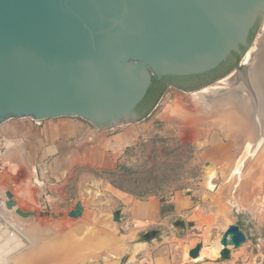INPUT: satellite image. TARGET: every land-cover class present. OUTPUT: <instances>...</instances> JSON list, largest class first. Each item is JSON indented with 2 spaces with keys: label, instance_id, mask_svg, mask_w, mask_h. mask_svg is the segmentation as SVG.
Listing matches in <instances>:
<instances>
[{
  "label": "water",
  "instance_id": "water-1",
  "mask_svg": "<svg viewBox=\"0 0 264 264\" xmlns=\"http://www.w3.org/2000/svg\"><path fill=\"white\" fill-rule=\"evenodd\" d=\"M263 19L264 0H0V124L78 117L108 130L136 122L154 106L138 113L152 77L205 74L233 53L243 58L264 35ZM246 65L238 62L221 90L235 75L245 77ZM4 195L5 209L22 218L63 216L24 211L11 190ZM82 209L77 200L66 215L77 218ZM171 228L183 229L184 220ZM163 234L145 231L121 264ZM246 239L239 225L228 224L218 240L219 260H229ZM200 247L188 257L196 258Z\"/></svg>",
  "mask_w": 264,
  "mask_h": 264
},
{
  "label": "rangeland",
  "instance_id": "rangeland-1",
  "mask_svg": "<svg viewBox=\"0 0 264 264\" xmlns=\"http://www.w3.org/2000/svg\"><path fill=\"white\" fill-rule=\"evenodd\" d=\"M263 23L264 19L259 26L262 27ZM259 34H261L260 28L257 32L258 36ZM254 40L257 41V36ZM240 62L243 63V58H240ZM226 77L218 78L206 87L197 90L184 91L177 88H167L152 109L138 121L130 123L136 126L139 136L133 145L127 146L123 150L117 164L125 165L146 176H149V170L153 171V174L158 178L157 181L160 180V182L170 186L160 195H165L178 187L176 189L186 193L200 191L206 193V195L209 193L216 194L222 199L230 194L229 189L234 182V178L226 181L231 170L234 176L239 177L238 182L234 183L237 186L232 189L231 194L235 193V196L249 204L251 203L250 207L253 208L251 212L259 217L264 213V137L262 143L259 144V140L257 141V146L254 141H251L250 146L247 147L235 132L236 128L232 129L226 121L224 122V120L211 114V105H206V103L203 105L200 100L201 94L208 93V90L205 89L221 90L222 87H228L227 83L223 81ZM261 89L259 88V94L256 97L251 93L242 91L244 96L253 101V111L251 113L254 119L253 123L258 128L264 119V98L261 96ZM176 100L180 103L178 104ZM22 119L33 123L38 122L30 118ZM126 125L123 124L108 130L116 131ZM9 141H6L8 146V143L10 145L13 143ZM4 142L0 134V174H5L4 176L0 175L4 178L0 185V209L3 208L4 213L19 218L22 223H26V220L33 218L36 221L39 220V223L41 221L40 224H47L53 235L45 241L56 244V249L49 248L50 251L48 248L41 249L44 246L43 243L39 242L38 247L34 248L36 257L30 261L33 264H91L98 261L102 249L108 246L106 243H110L113 234H119L120 230L117 229L116 224L111 225L107 220L109 218L111 222V214H114L115 210L113 212V209L108 210L109 215L105 216L104 214L106 205L101 203L104 197L103 193L99 192L101 186L93 184L95 180L87 181L83 179V176L86 174L97 179H106L109 182L115 180L116 177L108 174L109 170L75 166L66 180L65 205L67 208L60 209L56 204L43 200L40 195L38 200H35L31 206H25L23 203L19 204L17 202V206L24 211L50 210L55 213L63 212V216L55 219L39 215L22 218L12 210H6L3 206V200L6 199L4 190H13L11 183L13 174L6 166ZM183 145L185 148H181ZM18 147L19 149L13 150V153H15V157L19 155L18 158H21L19 159L23 163L21 166L29 169V178L31 177L34 183L42 186L50 183L51 180L46 178L41 171L45 166H49V162H29L22 144L18 143ZM225 156H228V158L225 159ZM26 161L29 164H26ZM83 181L84 190L81 191L79 186ZM123 185L126 186V183H123ZM86 197L89 202H86ZM77 200L81 201L82 207H84L81 216L77 218L68 217L66 211L72 209ZM252 204L256 206H252ZM84 210L93 215L102 216L103 228L98 229L95 224L91 223L92 220H88L85 225L81 226L80 220L84 217ZM232 213L235 212L232 211ZM249 214L244 215L242 219L247 220V227L254 228V219ZM115 217L119 216L115 215ZM257 221L259 222V219Z\"/></svg>",
  "mask_w": 264,
  "mask_h": 264
},
{
  "label": "crops",
  "instance_id": "crops-1",
  "mask_svg": "<svg viewBox=\"0 0 264 264\" xmlns=\"http://www.w3.org/2000/svg\"><path fill=\"white\" fill-rule=\"evenodd\" d=\"M0 134L5 141L6 166L13 174L11 192L14 199L26 206L32 205L40 195L43 200L56 204L60 209L67 208L66 180L75 166L113 171L123 150L133 145L139 136L133 124L109 131L98 129L77 117H57L34 123L24 119L8 120L0 124ZM7 140L13 143L8 146ZM18 143L22 144L29 162H49V166L41 171L51 180L50 183L42 186L29 178V169L21 166V158H18L19 155L15 157L13 153V150L21 149ZM29 162L26 161V164ZM232 178L234 182L229 189L230 194L223 199L216 194L206 195L200 191L186 193L179 189H173L165 195L135 197L116 188L106 179L85 174L83 179L95 180L93 184L101 186L99 192L104 195L101 203L107 207L105 216L110 214L108 210L113 209V212L121 209L119 217L111 214L113 224L107 219L109 224H116L119 234H113L110 243H106L108 246L102 249L100 259L91 264H121L132 245L152 228H161L164 234L151 242H143L136 259L130 264H264V213L256 216L251 212V203L235 196V193L231 194L239 177L230 170L226 181ZM83 184L84 181L79 186L81 191L84 190ZM85 200L89 202L87 197ZM248 214L254 219V228L247 227V220L242 219ZM102 218L86 210L80 225L92 220V224L102 229ZM177 218L184 220V228L175 231L171 228V222ZM188 222L192 225L189 226ZM230 223L239 225L247 239L239 248L231 250L229 260L222 261L218 258V240ZM198 243H201L198 255L190 259L188 252Z\"/></svg>",
  "mask_w": 264,
  "mask_h": 264
},
{
  "label": "bare ground",
  "instance_id": "bare-ground-1",
  "mask_svg": "<svg viewBox=\"0 0 264 264\" xmlns=\"http://www.w3.org/2000/svg\"><path fill=\"white\" fill-rule=\"evenodd\" d=\"M255 40L243 56V63L247 64L245 77L238 75L232 77L231 87L227 90L209 88L205 89L208 90V93L201 94L202 97L199 95L203 105H205V103L206 105H211V114H213L215 117H219L221 120H224V122L226 121V123H228L232 129L236 128L235 132L245 142L247 147L250 146L251 141H254V144L257 146V141L259 140V144L262 143L264 137V119L262 123L259 124V128L253 123L254 119L251 113V111H253V101H251L249 97L242 94V91H245L247 93L253 94L256 97V95L259 94V88H262L261 96L264 98V35L261 37L260 41L259 38L258 41L255 42ZM223 81L224 83H228L226 78L223 79ZM179 103L180 102H178V104ZM8 144L10 145V143ZM12 166L16 167V165H13V163ZM0 175L4 176L5 174ZM2 179L4 178L0 176V185L3 182ZM1 209L0 264H33V262L30 260H33V258L36 257L34 248L39 244V242L43 243L44 246L41 249H56L55 243L45 241V239L47 240V238H50L53 235L47 224L45 225L43 222V224H40L41 221L39 223V220L36 221L33 218L26 220V223H22V221L20 222L19 218L13 215H8L4 213L5 210H3V208ZM217 247L220 248V245L218 244Z\"/></svg>",
  "mask_w": 264,
  "mask_h": 264
},
{
  "label": "trees",
  "instance_id": "trees-1",
  "mask_svg": "<svg viewBox=\"0 0 264 264\" xmlns=\"http://www.w3.org/2000/svg\"><path fill=\"white\" fill-rule=\"evenodd\" d=\"M254 32L251 33L250 39L253 37ZM233 57L235 59L234 62H229L230 58ZM241 56L233 53L231 56L227 58L221 65H228V69L232 67H236L237 62L240 61ZM229 62V63H228ZM228 63V64H227ZM220 65V66H221ZM158 79V80H157ZM165 77L157 78L152 77L150 86L147 89V92L139 104V109L144 110L146 113L157 101L160 92L151 97L149 95L151 84L160 83ZM181 148H185V146H181ZM149 176L145 174H139L138 171L132 170L131 168L125 165H117L116 169L113 171H109L108 174L115 176V180L110 181V183L118 189H121L125 192H128L136 197H145L149 195H160L161 192L170 188L169 185H166L162 182L157 181V176L153 174V171L149 170ZM126 183V186L123 185ZM178 187H175L176 189Z\"/></svg>",
  "mask_w": 264,
  "mask_h": 264
},
{
  "label": "flooded vegetation",
  "instance_id": "flooded-vegetation-1",
  "mask_svg": "<svg viewBox=\"0 0 264 264\" xmlns=\"http://www.w3.org/2000/svg\"><path fill=\"white\" fill-rule=\"evenodd\" d=\"M234 61L235 59L233 57H231L229 60V62H234ZM225 64L205 74L194 75V76H183V77H165V79H163L160 83L151 84L149 95L151 97H154L160 92L158 96L159 98L167 88H177L182 90H193V89L197 90L204 88V86L206 87L207 85L211 84L213 81L217 80L218 78H222L224 76L228 77L230 76V74H233L235 68H237L238 62L236 64V67H232L229 69L227 67L228 65ZM138 110H139L138 112L139 114H143L144 112L143 109L140 110L138 107Z\"/></svg>",
  "mask_w": 264,
  "mask_h": 264
}]
</instances>
